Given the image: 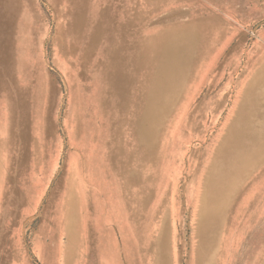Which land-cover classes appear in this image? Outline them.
Segmentation results:
<instances>
[{
	"label": "rangeland",
	"instance_id": "rangeland-1",
	"mask_svg": "<svg viewBox=\"0 0 264 264\" xmlns=\"http://www.w3.org/2000/svg\"><path fill=\"white\" fill-rule=\"evenodd\" d=\"M41 4L0 49V264L71 262L82 217L89 264H264V0H110L109 64Z\"/></svg>",
	"mask_w": 264,
	"mask_h": 264
},
{
	"label": "crops",
	"instance_id": "crops-1",
	"mask_svg": "<svg viewBox=\"0 0 264 264\" xmlns=\"http://www.w3.org/2000/svg\"><path fill=\"white\" fill-rule=\"evenodd\" d=\"M11 3L6 2L5 0L0 1V11L1 13V20H0V49L2 48L1 45L3 41H5V32L9 31V26L11 25V21L18 16V14L21 15V18H25V23L29 25V29L32 28L31 25H34L36 23H40V18H43L42 16V0H10ZM82 0H46L45 6L47 8H51L54 10L59 5H62L65 9V30H62L61 32H64L66 34L65 36L69 38L71 42L76 44L78 48L82 51L81 55L84 56L85 59L93 61V58H99L101 57V60L103 63L109 64V55L111 48L116 47L114 44H111L110 40V24L104 25V27L107 29L101 36V39L98 40L96 46L92 50H89V36L93 32L94 28L96 27V24H98V18L103 12H107V15H110V0H85V24L82 27V30L80 33H75L71 29V17H81L82 15V9L83 7H79L78 2ZM54 8V9H53ZM50 9V10H51ZM20 12V13H19ZM44 12V11H43ZM43 22V20H42ZM76 23L79 22L78 18L75 21ZM125 23V22H124ZM43 26V25H42ZM118 26V25H117ZM135 26V25H134ZM126 27H131L126 25ZM126 28V29H127ZM28 29V30H29ZM58 31V30H57ZM128 30H125L124 34V40H122L123 47L126 49V32ZM59 32V31H58ZM116 34H120V31H115ZM121 37L115 36L114 39L115 42H119ZM135 45V43L133 44ZM139 47V45H138ZM131 48V47H130ZM140 48V47H139ZM125 52V51H124ZM261 69H264V64ZM251 89H259L264 88V71L263 73L258 71L256 76L253 78V81L251 83ZM255 92L254 96H257V99L259 101H256V104L254 106L258 107L261 104L262 99L260 98V94H256ZM264 96V95H263ZM256 99V100H257ZM257 112L254 109L253 115ZM244 117V116H243ZM243 117L237 116L238 119H242ZM261 138L263 137L260 135ZM236 139L241 138L240 129L237 128V132L235 133ZM254 138V137H252ZM234 143L241 144V141L235 140ZM264 143V139H263ZM72 193V192H71ZM88 218L84 217V220L86 222ZM81 222L77 221L76 223V230L75 235L78 237L76 241L79 243L78 246H75V248L72 250L74 252L73 260L71 257V262L66 261L71 264H89L88 262V255H87V244H86V238L85 235H88V232H84L83 225L84 220L83 217L81 218ZM80 225L81 227V233L80 231ZM104 252V251H103ZM76 255V257H75ZM71 256V255H70ZM70 258V257H69ZM68 258V259H69ZM64 262V260H63Z\"/></svg>",
	"mask_w": 264,
	"mask_h": 264
},
{
	"label": "bare ground",
	"instance_id": "bare-ground-1",
	"mask_svg": "<svg viewBox=\"0 0 264 264\" xmlns=\"http://www.w3.org/2000/svg\"><path fill=\"white\" fill-rule=\"evenodd\" d=\"M0 1H2V0H0ZM6 2H8V3H11V1L10 0H5Z\"/></svg>",
	"mask_w": 264,
	"mask_h": 264
}]
</instances>
